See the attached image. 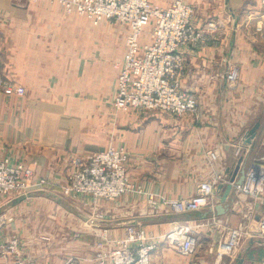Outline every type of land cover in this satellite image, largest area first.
<instances>
[{"label":"crops","instance_id":"0c3cea01","mask_svg":"<svg viewBox=\"0 0 264 264\" xmlns=\"http://www.w3.org/2000/svg\"><path fill=\"white\" fill-rule=\"evenodd\" d=\"M191 1L195 23L221 22L224 28L209 46L183 49L181 90L196 100L198 111L173 117L117 109L114 86L124 43L108 31L114 25L93 24L52 0H0V78L25 89L23 97L0 89V163L29 166L37 179L49 181L26 194L0 195V243L12 237L19 242V256L0 264H98L103 232V248L111 250L134 223L155 245L153 264H237L240 257L243 264H264L261 239L249 240L235 257L219 253L228 228L243 220L256 225L264 216V201L234 183L216 224L209 210L176 215L164 205L196 195L204 181L223 176L229 184L237 170L264 168L261 0ZM235 68L241 77L232 87L227 73ZM109 146L129 155L132 189L116 201L69 196L72 159ZM212 150L220 151L218 159L209 158ZM182 225L198 236L188 256L168 242Z\"/></svg>","mask_w":264,"mask_h":264},{"label":"built area","instance_id":"2783aa9c","mask_svg":"<svg viewBox=\"0 0 264 264\" xmlns=\"http://www.w3.org/2000/svg\"><path fill=\"white\" fill-rule=\"evenodd\" d=\"M64 7L67 12H76L93 20L115 19L129 27L127 53L115 87V103L119 111H160L178 117L194 114L197 102L181 90V78L185 71L182 47L206 44L204 29L193 24V7L176 1L168 9L151 4L150 0H52ZM264 9V0L261 1ZM152 26L151 42L141 44L144 30ZM211 33L224 28L221 22L207 25ZM240 80L237 68L227 73V82L236 86ZM0 89L8 96L23 97L25 89L0 78ZM211 160L219 158V150L208 153ZM129 155L112 146L93 152L87 156L72 159L68 175V190L76 195L83 194L93 199L116 201L133 187L128 174ZM225 177L218 176L213 181L201 183L198 192L192 197L173 199L164 202L176 215H191L204 210L211 213V221L217 223L215 200L218 187L225 184ZM46 178L37 179L29 166H13L9 161L0 163V195L18 192L26 194L30 188L46 187ZM243 194L264 197V168L254 166L247 170L246 179L238 186ZM152 202V201H151ZM213 213V214H212ZM227 240L219 247L221 257L233 256L240 251L246 240L264 233V218L249 227L241 223L228 228ZM99 244L98 264H152L151 254L155 245L148 242V236L139 224L127 226L126 235L115 243L114 249L104 250L107 232ZM104 240V241H103ZM179 253L188 256L195 253L198 236L187 225H182L168 237ZM19 242L15 237L0 243V259L7 261L11 256H19ZM8 264H35L30 260L16 259Z\"/></svg>","mask_w":264,"mask_h":264},{"label":"rangeland","instance_id":"374dc122","mask_svg":"<svg viewBox=\"0 0 264 264\" xmlns=\"http://www.w3.org/2000/svg\"><path fill=\"white\" fill-rule=\"evenodd\" d=\"M163 1H169L170 2V0H163ZM176 1H182L183 3H186V4H189V5H191L192 7H193V19H192V21H193V24L197 27V28H200V29H204V31L206 32V35H207V38H208V41H207V43L206 44H201V45H196V46H185V47H182L181 48V50H180V52H182L183 53V49L184 48H188V47H192V48H200V47H207V46H209L210 44H211V42L213 41V38L218 34L219 35V33H221L222 32V29H219L218 31H215L214 33H211V31L209 30V28L207 27V25H211V24H213V23H218V22H208L207 24L206 23H204L203 25H201V26H199L197 23H195V20H194V16H195V8H194V5L192 4V1L191 0H173L172 2H170V4H168L167 6H161L160 4H158V3H161V0H150V2H151V4L152 5H154V6H156V7H159V8H164V9H168L169 7H172V5L176 2ZM191 1V2H190ZM262 1V0H261ZM261 1H260V5H261V13H262V15H264V9H263V6H262V3H261ZM72 13H76V12H72ZM76 14H78V13H76ZM79 15V14H78ZM93 24H94V22H93V20H90ZM101 22H107L108 24H112V25H114V27H111V26H109L110 28L108 29V31L109 32H112V33H117L118 35H119V38H120V36L122 35L123 36V43H124V50H123V63H125V57H126V53H127V45H126V41H127V35L129 34V27L127 26V25H125V24H122V23H120V22H116L115 21V19H112V20H106V19H101V20H98V22H97V24L96 25H99ZM112 28V29H111ZM151 31H152V26L151 27H148V28H146L145 30H144V33H143V35H142V37H141V44H148V43H150L151 42ZM119 46V45H118ZM183 59L185 60V68H186V56H185V54L183 53ZM120 58V56L118 57V59ZM123 63H121V64H123ZM122 66V65H121ZM121 66L120 67H117V74H119V72H120V69H121ZM239 70V69H238ZM240 72V71H239ZM184 74V73H183ZM240 77H241V74H240ZM117 78H118V75H117ZM182 79V78H181ZM116 82H117V79H116ZM181 85V84H180ZM115 87H116V83H115V86H114V89H115ZM181 87V86H180ZM184 92V91H183ZM184 93H186V92H184ZM187 94V93H186ZM188 95V94H187ZM189 97H191L190 95H188ZM193 98V97H192ZM194 99V98H193ZM195 100V99H194ZM196 101V100H195ZM115 105H116V103H115ZM197 105H198V103H197ZM197 111H198V108H197ZM197 111L194 113V114H187V116L188 115H195L196 113H197ZM141 112H145V113H149V112H147V111H141ZM150 113L151 114H160V113H162V114H164V115H169V116H173V117H178V116H176V115H173V114H170V113H166V112H160V111H150ZM239 155H242L240 152H239ZM219 156H220V151H219ZM242 158V157H241ZM240 158V159H241ZM239 159V160H240ZM243 159V158H242ZM35 173V172H34ZM128 174H129V171H128ZM35 175H36V173H35ZM130 178V177H129ZM68 194H69V196H71L72 197V194H73V197L75 196V194L74 193H72V192H68ZM70 197V198H71ZM78 197H85V198H89V197H86L85 195H83V194H78V195H76V197H74V198H78ZM258 199V201H264V197H260V198H257ZM74 205V204H73ZM74 207H77V209L79 210V211H81L82 212V208L81 207H78V206H74ZM261 218H264V216H262ZM241 223H243V224H245L247 227H249L252 223H254V219L252 220V221H250L249 222V220H243ZM240 223V224H241ZM239 224V225H240ZM238 225V226H239ZM214 226V225H213ZM213 228H215V229H217L218 227H216V226H214ZM143 229V228H142ZM104 233V232H103ZM253 237H255L254 239H253V241L254 242H256V241H259V239H261V240H264V233H261V234H256L255 236H253ZM117 241V240H116ZM116 241H115V243H116ZM248 241L249 240H246V241H244L243 242V244H242V247L244 246V245H246V244H248ZM242 249V248H241ZM241 249H240V251H241ZM108 252H110V251H112V249L111 250H107ZM240 251H238V253L240 252ZM237 253V254H238ZM152 254H153V252H152ZM152 254H151V260H152ZM236 254V255H237ZM223 256H226V255H223ZM232 257H235V255H233ZM97 258V257H96ZM153 264V263H152Z\"/></svg>","mask_w":264,"mask_h":264},{"label":"water","instance_id":"95a60500","mask_svg":"<svg viewBox=\"0 0 264 264\" xmlns=\"http://www.w3.org/2000/svg\"><path fill=\"white\" fill-rule=\"evenodd\" d=\"M260 128V124H256L248 133L247 137L251 138L254 137L258 131V129ZM243 162V159H240L238 162V165L241 166ZM238 173H240V177L238 180H236L238 173L232 174L231 176V183L229 184H222L218 187L219 190V202L218 205L216 206V215L218 216H222L225 215L228 209V198L230 197L232 190H233V183L236 186H242L244 184V181L246 179V173L247 170L245 168H242L240 170H237ZM81 217L86 218L84 215L79 214ZM209 215H205L204 217L207 218ZM254 244V241H251V245ZM244 263V259L242 257L237 259V264H243Z\"/></svg>","mask_w":264,"mask_h":264}]
</instances>
